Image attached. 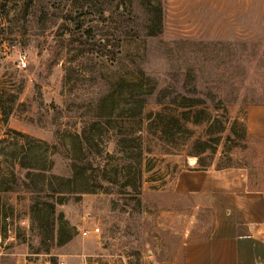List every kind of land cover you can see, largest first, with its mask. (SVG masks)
Instances as JSON below:
<instances>
[{"label":"rangeland","instance_id":"obj_1","mask_svg":"<svg viewBox=\"0 0 264 264\" xmlns=\"http://www.w3.org/2000/svg\"><path fill=\"white\" fill-rule=\"evenodd\" d=\"M202 169L264 191V0H0V264H184Z\"/></svg>","mask_w":264,"mask_h":264},{"label":"crops","instance_id":"obj_2","mask_svg":"<svg viewBox=\"0 0 264 264\" xmlns=\"http://www.w3.org/2000/svg\"><path fill=\"white\" fill-rule=\"evenodd\" d=\"M216 172L179 179L184 191L203 195L215 215L210 238L183 248L184 264H264V191H239L236 182Z\"/></svg>","mask_w":264,"mask_h":264},{"label":"trees","instance_id":"obj_3","mask_svg":"<svg viewBox=\"0 0 264 264\" xmlns=\"http://www.w3.org/2000/svg\"><path fill=\"white\" fill-rule=\"evenodd\" d=\"M137 99H138V101H137V104H138V106H137V110L139 109H142L145 105H146V101H147V99L146 98H140V97H137ZM112 115H114V116H112ZM140 115V114H139ZM109 117H111V118H109ZM141 116H139V118H140ZM117 119V123H116V127L114 128V129H116V130H113L112 129V133H113V140H114V144H115V146H117V147H120V149H121V145L122 146H125L126 144H128V142H130L129 141V138H127V135L125 134V135H122V134H120V132H119V128H121V127H125L126 125H128V120H126V118L124 119L123 118V116H122V114H120V113H118L117 115L116 114H114L113 112H112V114H110L109 116H107V119L105 120V122H104V126H106V125H108V124H111V122L110 121H114V119ZM124 121H127V122H124ZM175 121H177V125H179L178 123L179 122H181V120H175ZM118 127V128H117ZM232 131H231V129L229 130V133H231ZM229 137V136H228ZM136 142H137V144H136V149H137V158L141 161V159H142V157H143V155H144V153H145V149H144V147H143V140L141 139V138H137L136 139ZM193 146H196L197 148H196V150H193L194 152L193 153H195V154H193V156L197 159V162H196V164H197V166L199 165V163H200V155L202 154V153H204L205 151L204 150H202V146H203V143L202 142H200V141H195L194 142V145ZM124 152H118L117 151V149H116V151H115V153H113V155H110V154H108L107 153V156L108 157H113L114 155H118V156H120L121 158V160H123V161H127L128 159V156H127V154H123ZM150 153V152H149ZM118 166H120L121 168L119 169V171H118V175H121V174H123V177H124V179H126L127 178V174H128V170H129V168H128V164H127V162H121V163H118ZM203 168H205V167H203ZM202 170H206V169H202ZM68 181H70V180H68ZM71 182V181H70ZM140 189V188H139ZM73 190H71V191H61V192H59L61 195H68V194H72V193H74V192H72ZM86 191V190H85ZM140 191V190H139ZM60 198H63L64 196H59Z\"/></svg>","mask_w":264,"mask_h":264},{"label":"built area","instance_id":"obj_4","mask_svg":"<svg viewBox=\"0 0 264 264\" xmlns=\"http://www.w3.org/2000/svg\"><path fill=\"white\" fill-rule=\"evenodd\" d=\"M25 56L24 55H22V56H20L19 57V64L22 66V67H25L26 66V63H25ZM99 232V229L98 228H94V229H92L90 232H88V231H83V232H81V235L83 236V237H86V236H88L89 234H95V235H97V233ZM2 243V239H1V237H0V244ZM58 264H65L64 262H59Z\"/></svg>","mask_w":264,"mask_h":264}]
</instances>
